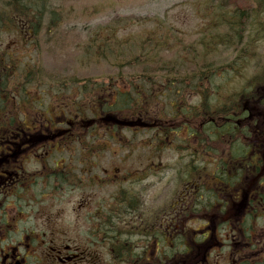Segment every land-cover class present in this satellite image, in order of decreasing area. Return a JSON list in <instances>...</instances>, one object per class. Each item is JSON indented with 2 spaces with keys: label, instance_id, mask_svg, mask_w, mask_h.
<instances>
[{
  "label": "flooded vegetation",
  "instance_id": "1",
  "mask_svg": "<svg viewBox=\"0 0 264 264\" xmlns=\"http://www.w3.org/2000/svg\"><path fill=\"white\" fill-rule=\"evenodd\" d=\"M255 111L260 124L254 128L253 138L261 140L264 108L250 110ZM10 113L21 119L18 125L11 121L0 125V264H168L167 231L152 229L145 216L146 190L139 189L149 176L147 168L143 169V178L132 173L118 176L104 172L101 178L94 175L99 183L85 173L84 180L95 183L92 187L101 195L95 202L87 195L85 208L72 209L71 222L63 217L64 210L54 206L59 191L57 171H67V184L71 179L82 182V178L75 162L59 166L54 158L56 149L69 154L73 148L80 150L79 166L96 164L98 156L109 150L96 141L40 140L41 129L51 131L53 126L40 125L39 111L19 109ZM0 114L9 116L7 110H0ZM240 145L264 147V143L254 141ZM227 160L233 167L227 171V182L213 179L219 192L208 196L196 189L182 196L180 218L197 222L204 229L201 234L190 227L175 231L176 236L170 240L176 244V264H229L227 255L231 259L235 252L256 247V238L246 236L243 220L248 214L254 228L264 218V163L248 155ZM237 167L243 173L232 180ZM104 193H108L106 199ZM234 214L238 221H233ZM233 229H237V236ZM158 235L161 237L156 241ZM229 241L234 248L227 254ZM216 248L221 249L222 258L212 254ZM237 264L257 263L241 258Z\"/></svg>",
  "mask_w": 264,
  "mask_h": 264
},
{
  "label": "trees",
  "instance_id": "2",
  "mask_svg": "<svg viewBox=\"0 0 264 264\" xmlns=\"http://www.w3.org/2000/svg\"><path fill=\"white\" fill-rule=\"evenodd\" d=\"M61 1L0 0V32L18 27L16 15L31 18L30 23L35 24L36 32L45 25H55L64 14L59 9ZM243 6H246L244 10L228 12V15L220 17L216 23L217 27H222L221 31L216 32L219 39H213L211 42L214 43L203 42L199 49L189 46L179 62L175 58L158 60L159 49L167 45L165 39L146 37L137 51L130 52L125 58L120 47L126 44V40L115 38L114 32L105 37H100L99 32L94 33L85 48V56L97 61L104 58L117 66V72L108 76L109 86L104 98L102 94L95 96L92 90L89 96H77L79 104L91 102L83 106L84 109L79 106L82 119L93 114L98 120L101 115L112 113L120 117V127H146V131L157 139L159 150L173 148L179 153L174 167L180 181L204 174L227 182V171L233 169L232 161L227 158L248 155L264 163V147L240 145V142L249 141L264 143L262 131L261 140L253 138L254 128L260 122L256 111L250 112L262 108L264 104V65L263 70L254 75L244 73L248 66L259 63L255 64L254 61L261 55L256 46L264 37L261 31L264 30V22L257 21V31L260 29V32L253 37V44L250 45V41L246 46L242 44L244 31L251 28V14L259 19L264 16V0H248ZM221 47L234 48L243 55V59L237 64L227 61V53L222 56ZM116 49H120V52ZM11 59L9 57L7 61L13 65ZM126 66L132 68L127 75L124 72ZM231 71L233 75L227 79V72ZM217 77L224 82H219ZM91 79L55 76L42 64L7 68L6 72L0 66V106L14 93L27 100L30 87H39L41 93L47 88L57 94V100L51 98L50 105L59 103V97L66 91L72 93L78 90L82 93L89 82L91 85L95 83ZM110 99L114 104H108ZM69 119V129L72 131L75 128L74 134L80 138V129L84 130L85 126L71 116ZM53 125L55 131L60 130L55 122ZM182 132L185 136H182ZM248 165L255 166V163ZM237 168L232 171V180L243 173L240 167Z\"/></svg>",
  "mask_w": 264,
  "mask_h": 264
},
{
  "label": "rangeland",
  "instance_id": "3",
  "mask_svg": "<svg viewBox=\"0 0 264 264\" xmlns=\"http://www.w3.org/2000/svg\"><path fill=\"white\" fill-rule=\"evenodd\" d=\"M245 1L248 0H62L59 9L64 14L55 22V25L43 26L40 35L33 34L32 39L27 35V32L1 34L0 51L17 55L21 66L30 61H36L55 76L92 78L91 80H94L96 84L91 85L89 82L87 88L80 94V96L86 97L89 96L91 90L97 93L99 86L102 88L109 86L110 75L117 72V66H113L104 58L97 61L85 56V48L94 33L99 32L100 37H105L110 32H114L115 38L126 40V44L120 47L125 58L130 52H136L137 47H140L141 41L146 37L154 36L158 40L165 39L167 45L159 49L158 60L175 58L179 62L185 56L186 48L189 46L192 45L199 49L203 42L214 43L211 42L213 39H219L216 32L221 31L222 27H217L216 23L220 17L224 14L228 15V12L242 10L245 7L243 6ZM251 15V28L249 31H244L243 46H246L249 41L250 45L253 44V37L258 35L256 33L257 26H259L257 21L261 23L260 21L263 20L262 17L259 19L258 16ZM120 49H116V51L120 52ZM221 49L222 56L227 53L229 62L233 61L237 64L243 59V55L241 56V53L234 48L223 49L221 47ZM256 49L261 55L254 63H259L246 68L244 73L247 76L260 72L258 66L264 63V37ZM106 51L108 50L106 49ZM131 71L130 66H126L124 69L126 75ZM232 75V71L227 72V79ZM217 78L218 81L220 80L219 82H224L222 78ZM232 87L233 85H231ZM68 92L67 98L72 100L73 95L70 91ZM48 98V95L44 98L45 103L48 102ZM75 105L77 104L73 99L68 111L70 112L71 107ZM126 134L131 138V145L134 146L132 152L120 148L113 142L109 133L94 131V140L106 141L111 146L109 151L98 156L96 164L79 166L80 150L74 148L71 150V154L66 157L67 162L76 163L75 168L77 174L81 176L82 182L77 181L79 183L77 185L70 183L58 188L59 191L55 193L54 197L55 208L64 210L63 217L72 222L73 208H85L87 195L91 197L92 202H95L101 195L96 187H92L96 182L99 183L94 175L101 178L104 172H114L118 176L132 173L143 178V169L147 168L149 176L139 184V189L146 190L143 203L144 208H147L145 216L149 218L152 229L164 228L169 234L179 231L183 227H190L199 229L198 233L201 234L204 226H199L197 222L184 217L180 218L178 207L173 206L176 202L179 203L184 194L180 189L175 190L174 179L170 178L171 170L165 171L164 167L166 163L169 164L176 158V152L166 150L159 153L151 145L152 143L148 144L151 145L149 148L137 149V145L148 142L149 135L140 134L131 137L130 133L126 132ZM153 169H155V173H152ZM85 173L92 174L95 183L90 184L91 180L85 181ZM107 197L108 193H104V198ZM142 215L144 216V212ZM170 220L172 221L169 222ZM172 224H175V229L172 228ZM159 237L161 235H158L156 241L159 240ZM252 237L256 238L254 240L256 247L249 246L244 248L241 253L235 252L231 259L227 255L229 264H237L241 258L252 262L261 259L259 264L264 263V259H262L264 257V222L256 227ZM170 242L168 236L166 243ZM156 248L155 246V249H152V254ZM230 248L234 247H231L229 241L227 254ZM219 253H222L219 248L212 252L216 257ZM219 257L222 258L221 255Z\"/></svg>",
  "mask_w": 264,
  "mask_h": 264
}]
</instances>
